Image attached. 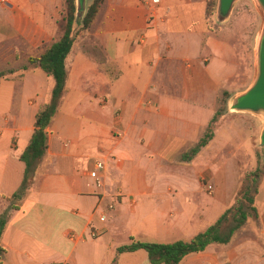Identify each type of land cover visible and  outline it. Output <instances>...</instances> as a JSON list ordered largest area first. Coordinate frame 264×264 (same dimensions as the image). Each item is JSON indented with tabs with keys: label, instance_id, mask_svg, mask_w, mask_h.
Returning a JSON list of instances; mask_svg holds the SVG:
<instances>
[{
	"label": "crops",
	"instance_id": "crops-1",
	"mask_svg": "<svg viewBox=\"0 0 264 264\" xmlns=\"http://www.w3.org/2000/svg\"><path fill=\"white\" fill-rule=\"evenodd\" d=\"M57 3L0 0V71L14 69L0 77V214L7 215L0 264H148L144 249L117 248L132 238L190 240L235 200L236 161L214 162L222 152L215 130L196 164L180 155L198 141L227 89L213 64L230 79L236 59L206 31L204 0H105L66 57L46 153L12 209L4 197L21 184L19 156L53 87L39 68L19 67L57 38ZM97 160L105 163L100 187L89 175ZM254 205L258 219L229 243L209 244L179 264H264V174ZM70 231L83 238L70 240Z\"/></svg>",
	"mask_w": 264,
	"mask_h": 264
},
{
	"label": "trees",
	"instance_id": "trees-1",
	"mask_svg": "<svg viewBox=\"0 0 264 264\" xmlns=\"http://www.w3.org/2000/svg\"><path fill=\"white\" fill-rule=\"evenodd\" d=\"M105 0H91L87 5L82 20L76 19V1L65 0L64 14L59 23V36L50 42L40 46L34 54H31L19 68L27 70L29 68H39L47 76L51 77L53 87L47 103L42 105L36 114L34 130L28 144L19 156L24 163L25 169L22 181L18 189L10 196L4 198L9 202L12 209H19L21 199L27 194L36 167L46 153L47 131L54 116L60 98L64 92L66 81L65 60L71 47L78 36L79 31L90 30L102 4ZM212 5L210 2L208 6ZM209 12V8H207ZM100 54V53H99ZM102 62L101 58L99 59ZM103 63V62H102ZM14 72V69L0 71V77ZM229 95L227 91H222L218 98L216 108L210 122L198 141L188 151L180 155V160L188 162L194 159L202 147L206 146L214 136V130L219 118L227 111L226 101ZM260 178L259 168L250 175H246L238 189L236 198L232 205L204 231L197 233L190 240H177L169 243L141 241L132 238L131 242L119 246L117 253L132 252L144 249L148 256V264H179L180 261L190 253H198L206 249L209 244H227L233 234L244 227L247 220L258 219V212L254 205L255 196L259 190L258 179ZM228 221L231 223L228 224ZM7 222L6 213L0 214V238ZM4 250L0 247V254Z\"/></svg>",
	"mask_w": 264,
	"mask_h": 264
},
{
	"label": "rangeland",
	"instance_id": "rangeland-1",
	"mask_svg": "<svg viewBox=\"0 0 264 264\" xmlns=\"http://www.w3.org/2000/svg\"><path fill=\"white\" fill-rule=\"evenodd\" d=\"M91 0L87 1V5ZM211 3L210 7L208 3ZM205 3V27L206 31L211 32L221 43L228 45L232 55L235 57V64L231 67L236 70L230 79L223 77L224 70L220 62L215 61L213 72L219 77L228 92L226 101L227 111L219 118L215 132L214 144L221 149L219 159L221 163L229 159L236 161L239 187L243 178L250 175L255 169L259 168L260 182L264 174V147L260 146V134L264 126L261 117L244 112H234L229 110L230 100L251 86L257 66V39L260 33L263 17L256 0H235L228 18L219 22L217 20L218 0H204ZM65 0H58L56 4V29L59 36V23L64 14ZM209 8V12H207ZM86 34V31H79L78 36ZM209 60V59H208ZM207 63V62H206ZM217 98V101H218ZM218 107V102L216 108ZM197 158L189 163L196 164ZM214 157L209 155L206 161L213 162ZM238 187V189H239ZM238 192V190H237ZM236 198V197H235ZM22 200V199H21ZM21 204V201H20ZM231 222L228 221V224ZM243 235V234H242ZM243 237V236H239Z\"/></svg>",
	"mask_w": 264,
	"mask_h": 264
},
{
	"label": "water",
	"instance_id": "water-1",
	"mask_svg": "<svg viewBox=\"0 0 264 264\" xmlns=\"http://www.w3.org/2000/svg\"><path fill=\"white\" fill-rule=\"evenodd\" d=\"M76 1V19L82 20L88 0ZM235 0H218L217 20L225 21L232 10ZM259 9H264V0H256ZM264 11V10H263ZM261 12V10H260ZM262 14V12H261ZM257 44V66L254 80L247 90L233 96L230 100L229 110L234 112H244L259 116L264 121V16ZM260 146L264 147V126L260 134Z\"/></svg>",
	"mask_w": 264,
	"mask_h": 264
},
{
	"label": "built area",
	"instance_id": "built-area-1",
	"mask_svg": "<svg viewBox=\"0 0 264 264\" xmlns=\"http://www.w3.org/2000/svg\"><path fill=\"white\" fill-rule=\"evenodd\" d=\"M94 167H95L94 170L91 171L89 173V175H90V177H92L93 182L96 185V187H100L102 184V173L105 169V163L101 160H97V161H95ZM113 208H114V204L110 203L107 205V208L105 211H103V213L106 214V213H108V211L113 210ZM89 233H90L91 238H96L99 236L98 233L95 232L93 229H90ZM68 237L70 238V240L76 241V240L82 239L83 235H80V234H77L73 231H70V232H68Z\"/></svg>",
	"mask_w": 264,
	"mask_h": 264
},
{
	"label": "bare ground",
	"instance_id": "bare-ground-1",
	"mask_svg": "<svg viewBox=\"0 0 264 264\" xmlns=\"http://www.w3.org/2000/svg\"><path fill=\"white\" fill-rule=\"evenodd\" d=\"M261 10V12H262V14H263V16H264V9L262 10V9H260ZM263 30V28L261 29V31ZM261 31H260V33H261ZM260 33H259V35H258V39H257V43L256 44H258V41H259V38H260Z\"/></svg>",
	"mask_w": 264,
	"mask_h": 264
}]
</instances>
